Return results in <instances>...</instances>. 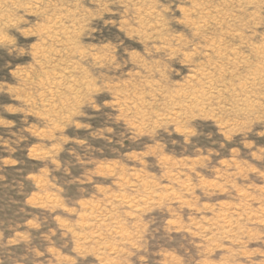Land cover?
Returning <instances> with one entry per match:
<instances>
[{"label": "rangeland", "instance_id": "obj_1", "mask_svg": "<svg viewBox=\"0 0 264 264\" xmlns=\"http://www.w3.org/2000/svg\"><path fill=\"white\" fill-rule=\"evenodd\" d=\"M0 264H264V0H0Z\"/></svg>", "mask_w": 264, "mask_h": 264}]
</instances>
